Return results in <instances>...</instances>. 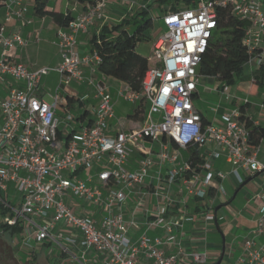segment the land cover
Here are the masks:
<instances>
[{"label":"built area","instance_id":"2783aa9c","mask_svg":"<svg viewBox=\"0 0 264 264\" xmlns=\"http://www.w3.org/2000/svg\"><path fill=\"white\" fill-rule=\"evenodd\" d=\"M110 2L98 0L88 5L68 27L58 29L63 61L55 70L61 75L60 87L76 80L92 87L100 98L97 109H85L75 116L67 99L59 94L53 104L38 96L42 77L51 68L32 71L15 60L12 48L26 46L29 41L19 33L10 35L7 23L14 18L23 24L33 20L25 18L29 7L21 0L5 1L6 17L0 20V84H8L11 78L23 87H11L7 97L0 100V205L9 211L2 221L8 226L22 225L18 242L23 247L32 249L34 242L56 246L61 257L78 264H207L206 251L179 249L167 255L164 249L179 245L175 229L194 218L167 217L171 199L160 189V181L174 184L191 169L189 160L179 162L178 156L163 145L161 161L175 162L165 177L152 175L154 162L150 158L143 159L137 169L129 168V160L133 150H141L146 140L166 138L182 148L198 145L202 150L211 145L214 149H208L207 154L214 159L225 157L233 166L228 174L235 173L240 182H244L242 172L264 173L260 146L251 144L249 130L239 121L240 108L224 116L225 126H220L207 124L194 103L202 55L217 28L218 6L230 8L234 16L248 23L243 39L249 53L246 66L253 72L264 66V0H199L193 7L165 13L161 17L164 31L152 49L160 65L146 72L141 92L127 89L120 93L131 102L148 103L143 124L130 130L113 124L118 121L113 97L95 77L100 56L96 52L83 56L80 51V35L97 22L111 20L106 13ZM129 2L133 9L144 6L136 0ZM83 66H89L90 76L85 75ZM226 99L232 97L226 95ZM241 102L250 103L248 99ZM204 154L208 156L206 151ZM202 169L207 171L205 176L195 172L188 178L190 192L200 197L208 188L225 193L223 185H215V178L224 180L227 175L214 172L206 158ZM11 185L18 193V203L7 198ZM134 187H153L152 194L165 201L150 215L153 220L142 223L132 219L127 224L118 210ZM252 198L258 206L257 228L255 236L246 240V256L240 262L264 264V184ZM77 200L82 201L81 208ZM91 204L94 210L89 208ZM201 218L206 223L217 220L209 213ZM133 228L138 235H133ZM153 228L163 229L165 235L151 236Z\"/></svg>","mask_w":264,"mask_h":264},{"label":"crops","instance_id":"0c3cea01","mask_svg":"<svg viewBox=\"0 0 264 264\" xmlns=\"http://www.w3.org/2000/svg\"><path fill=\"white\" fill-rule=\"evenodd\" d=\"M21 3L27 7H29V12L25 14L26 19H32L33 22L31 24H23L22 20L18 18L12 19L10 22L7 23L8 25V33L10 35H14L16 33L21 34L24 38H26L29 43L26 46L23 47H15L12 48L11 52L15 56V60L23 63L26 67H28L32 71H36V63L33 62L34 59L32 58V55L34 52H48L52 50L54 47H58V29L60 26L57 24V22L53 19L52 16H44L40 17L37 16L34 13V5L35 0H21ZM15 9L19 8L18 4L14 5ZM50 10L56 9L58 11L66 12V11H72L73 15L77 17L78 15L84 13L86 11L84 4L80 2V0H51ZM6 17V8H3L2 13L0 14V20L4 21ZM111 18V17H110ZM115 19V18H111ZM110 20V21H111ZM116 21V19H115ZM102 23L97 22L95 25H93L88 32L82 33L79 37L80 42V51L83 56L91 54V49L93 47V37L95 34H99ZM63 61V57L60 51V48L58 49V53L54 60V65L57 68L61 62ZM45 67V66H43ZM42 68V67H41ZM85 75L90 76L91 71L89 66H83ZM40 69V68H39ZM38 69V70H39ZM253 71L251 70V75ZM97 80L102 81L109 89L112 97L113 102L115 105V109H133L137 108V104L134 102H131L127 99H125L120 93L122 91H128V86L124 83L111 78L104 76L102 74L97 73L95 75ZM206 78H214V77H207L202 76ZM75 86L79 89L76 91L72 90H66V87L64 88L66 95H72L77 100L69 106V108L74 107L76 103L79 102V106L81 109H97L100 103V98L96 95L95 90L87 85L86 83H82L79 81L73 82ZM21 87L22 84H18L15 82H10L8 84H0V100L7 97V94L11 87ZM23 87V86H22ZM67 96L63 98V100L67 99ZM197 94L195 95L196 98ZM44 99V98H43ZM83 99V100H81ZM236 107H239V104L241 101L238 99L234 100ZM139 104V102H138ZM264 102L260 105V110L255 111L251 109V102L248 104L247 107V115L251 118L252 122L256 126H262L264 127V117H261L260 114L264 112V107L262 106ZM200 110V109H199ZM201 111V110H200ZM131 112L128 114L129 116L133 113ZM202 112V111H201ZM203 113V112H202ZM117 114V112H116ZM204 114V113H203ZM118 121L113 122L114 126L119 129H125L130 130L134 128H138L141 125L135 126L132 123L129 126H126L118 116ZM205 119L210 123L211 121L205 116ZM129 120V119H128ZM2 120H0L1 124ZM163 145L167 148L169 153L171 155H177L179 162H184L190 159V150L188 148H182L179 145L176 146L174 142L169 141L166 138H163L161 141H150L146 140L142 144L141 150L135 149L131 153L130 160H129V168L130 169H137L140 167L141 162L145 158H150L153 160L152 165V175L158 176L162 175L163 177L166 176V172L171 170L175 166V162L166 160L161 161V153L163 152ZM208 149H214L211 145L208 146ZM207 148L200 149L201 154L203 155L204 159L206 158L210 163L212 164V170L214 172H222L225 175L230 173H225L222 170L219 169L220 166L223 165L221 162L222 160H225L226 163L227 160L225 157H220L219 159H214L211 156H209L207 153ZM205 151L208 156H205ZM260 153H264V140L260 145ZM217 160V161H216ZM262 161V160H261ZM264 163V161H262ZM230 164V163H228ZM207 171L205 169H202L200 174L201 176H205ZM188 174L179 176L174 184L170 185L167 180H161L160 181V189L165 193L168 194L171 203L168 204V211H167V217H174L176 219L180 218L181 216H192L194 219L193 221H185L183 228H177L175 229V233L179 237V245L175 244L173 246H165V253L167 255L176 254L179 249H182L185 252H197V251H206L209 255V260L207 264H214L217 263L221 255L223 253V248L225 246V254L223 257V260L226 256H228L229 261L228 264H245L240 262V258H243L246 256L245 252V242L250 237L255 236L254 231L257 228V215H258V206L257 203L253 200V198H250L248 200L247 205L245 206V209L243 211L244 217L246 218L243 223H238L237 225L243 224L245 229L241 234L234 236L230 238H226L223 236V243L218 244L215 242V244L210 242V234L214 232V227L217 226L219 228V223H206L202 218L201 215L209 213L213 214L217 217L215 214L223 205H227L231 202L229 198L227 197L226 203L217 205L218 202V195L220 191H218L215 188H208L207 193L204 197H200L196 195L195 193L190 192L189 189V182H188ZM249 179V178H248ZM223 181L220 178H215V185L217 187H220L223 185ZM243 184V183H242ZM243 186L241 185L235 195L239 192V190ZM153 187H134L131 190V193L129 195L128 201L126 204L119 207V211L122 212L125 216L126 223L129 224V222L132 219H137L142 223H146L147 221H151L154 219V217L150 216L152 215V212L155 211L159 204L165 203V201H161L152 194ZM16 193V190L11 185L9 188V192L7 194V198L10 200H14L15 203H18V196L13 199V194ZM180 200H183L180 202ZM256 206L254 221L248 220V217L246 216V213L249 211L250 205ZM76 206V205H74ZM9 211L5 209L4 207L0 206V264H30L31 262H35L36 264H41L45 262L44 260L41 261V257L37 255L35 252L31 251L29 248L23 247L20 242H18V237L21 235L22 232H16L14 230V227L16 226H8L7 229H5L6 224L3 223L2 218L6 214H8ZM217 221V220H216ZM18 226V225H17ZM132 233L134 236L138 235V232L136 229H132ZM151 236H163L165 235L164 230L161 228H153L149 232ZM257 240L260 242L261 239L257 237ZM229 242V243H228ZM11 251V256H7V251ZM14 259L15 262H11L10 260ZM63 264H78L77 262H73L69 260V258L62 257ZM222 260V262H223Z\"/></svg>","mask_w":264,"mask_h":264},{"label":"trees","instance_id":"16d2710c","mask_svg":"<svg viewBox=\"0 0 264 264\" xmlns=\"http://www.w3.org/2000/svg\"><path fill=\"white\" fill-rule=\"evenodd\" d=\"M6 0H0V14L3 11ZM98 0H80L85 9L90 4H96ZM144 6L136 7L130 16L119 21H109L102 25L99 34H95L92 43V52H96L101 61L98 73L114 78L135 92L142 91V82L146 72L160 65V60L154 53L144 56L138 51V45L153 40L154 13H167L177 11L185 7L195 6L199 0H136ZM51 0H35L34 13L37 16H52L60 27H68L75 16L72 11L50 10ZM218 19L217 28L209 41L206 52L202 55L198 69L199 75L214 77L216 80L232 84L235 78L245 71L249 60V53L243 43L248 23L234 16L228 7L218 6L216 8ZM251 80L258 87L264 84V66L257 68L251 75ZM77 99L67 96V103L71 106ZM141 100L135 111L129 116L138 118L141 110L146 112L145 107H140ZM248 104L240 102L239 121L249 130L250 142L253 146H260L264 140V127L256 126L247 115ZM201 112V111H200ZM202 117L205 115L201 112ZM145 119L144 116L141 117ZM175 143V142H174ZM178 146L177 143H175ZM190 167L188 176L195 172H201L204 158L198 145H189ZM7 229V225L5 226ZM16 232H22V225L14 227ZM7 256H11V251ZM30 264H36L31 262Z\"/></svg>","mask_w":264,"mask_h":264},{"label":"rangeland","instance_id":"374dc122","mask_svg":"<svg viewBox=\"0 0 264 264\" xmlns=\"http://www.w3.org/2000/svg\"><path fill=\"white\" fill-rule=\"evenodd\" d=\"M110 1L111 2L108 4L106 13L111 18H115L116 21L122 20L126 16H130L131 12L134 10L130 6V0ZM184 7L185 5L182 6V8ZM163 15L164 13L161 12L154 13L153 15V40L143 42L138 45V51L144 56L152 55L154 41L164 31V24L161 18ZM115 19H112L111 21L113 22L115 21ZM58 49V47H54L49 51V53L45 51L34 52L32 55V58L34 59L33 62L36 63V70L43 66L52 69L47 75H44L42 77L37 91V94L40 98H44L51 104L55 102L56 94H59L61 98H65L67 96L64 88L60 87L61 75L55 70L56 67L54 65V60L58 53ZM199 80L200 84L198 85V92L196 98L194 99V103L196 107L200 109L204 113V115L207 116V118L216 125L225 126L223 118L224 116L233 114V110L237 106L234 102V100L236 99H238L239 101L248 99L251 102V109L255 111H259L260 105L264 102V84L260 87L254 85L251 80V68L249 66L245 67V71L243 74L236 76L235 82L232 84L218 81L215 78L200 77ZM74 81L76 80H73L70 84L66 85V90L70 89L72 91H76L77 87L73 83ZM7 82H10V84L11 82L16 83V81L11 78H9ZM77 90L79 89L77 88ZM226 95H230L232 99L227 100ZM143 102L144 103H142L140 107L143 108L146 105V112L144 110H141V114L138 118H128V114L133 112V109H116L120 120L124 124H126V126H129L132 123H135L133 124L135 126L143 124L144 119H142L141 117L144 116V113L146 115V113L148 112V103L146 104L145 101ZM136 104L138 105V102ZM70 110L75 116H80L85 111V109L80 108L79 102L76 103L74 107H71ZM59 115L61 118L64 117L63 113L60 111ZM260 116L264 117V112H262ZM2 118L3 115L0 111V120H2ZM205 122L209 124L207 120H205ZM79 123L80 121H77L76 125H80ZM259 159L264 161V153L259 154ZM221 162L223 163V165L219 167L220 170L225 173L232 172V164L226 163L225 160H222ZM213 170H216L215 167ZM256 174L257 173L251 175L249 173L242 172L244 181H246L250 177H252V179L239 190L237 195H235V193L243 182L239 181L235 173L230 175L226 174L227 178L222 182L225 193L220 191L218 195L219 199L217 205L226 203V201L224 200H226L227 197L229 198V200H231V202L227 205H223L219 209V211L215 213L217 215V221H215V223H219V228L215 226L214 232L210 234L211 243L215 244V242H217L222 246L223 236L231 240L230 238L241 234V232H243V230L245 229L243 224H237L241 222L243 223V221L246 219L244 217L243 211L248 203V200L252 198L264 184V173H261L257 176ZM83 177L86 178L85 175H83ZM94 184L99 186V184L97 183H92L90 185L93 186ZM17 196L18 193L16 192L13 194L12 198L15 199ZM76 205L78 208H81L82 201L77 200ZM90 206L91 207L89 208L91 210H94L96 208L93 204H91ZM78 211L80 212V209ZM255 211L256 206L254 204L250 205L249 211L246 213L248 220L254 221ZM241 235L244 236L243 234ZM30 250L39 255V257H41L40 259H42L41 261H45L41 264H63L60 249H58L56 246L34 242V246ZM10 261L15 262L14 259H11ZM228 261L229 258L228 256H226L221 264H228Z\"/></svg>","mask_w":264,"mask_h":264},{"label":"water","instance_id":"95a60500","mask_svg":"<svg viewBox=\"0 0 264 264\" xmlns=\"http://www.w3.org/2000/svg\"><path fill=\"white\" fill-rule=\"evenodd\" d=\"M257 175H259V173L256 174V176H257ZM251 179H252V177H250L249 179H247L246 181H244L243 184H242V186H244L245 184H247ZM224 254H225V246H224V248H223V253H222V255H221L220 260H219L217 263H214V264H221V263H222V260H223V257H224Z\"/></svg>","mask_w":264,"mask_h":264}]
</instances>
